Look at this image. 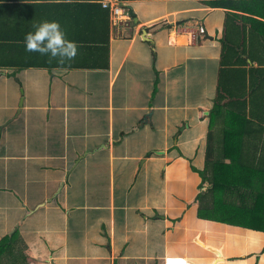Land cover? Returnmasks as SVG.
<instances>
[{"label":"crops","instance_id":"0c3cea01","mask_svg":"<svg viewBox=\"0 0 264 264\" xmlns=\"http://www.w3.org/2000/svg\"><path fill=\"white\" fill-rule=\"evenodd\" d=\"M71 1L0 0V242L20 247L6 263L264 264V232L203 218L197 200L226 15L256 17L207 0L120 2L131 20L115 26L102 6L105 39L103 10L69 21ZM28 4L73 41L107 40L66 61L97 67H18Z\"/></svg>","mask_w":264,"mask_h":264},{"label":"trees","instance_id":"16d2710c","mask_svg":"<svg viewBox=\"0 0 264 264\" xmlns=\"http://www.w3.org/2000/svg\"><path fill=\"white\" fill-rule=\"evenodd\" d=\"M100 1L66 2L62 14H68L70 21L80 18V15L72 12L73 9L103 10L104 36L106 35L107 39L108 11L102 8ZM127 1L141 0H120L122 3ZM207 1L212 7L227 5L256 19L234 13L226 15L221 53L222 68L219 74L218 95L210 115L211 130L208 135L206 166L199 172L203 184L209 186L207 189L211 199H208V194L199 193L197 197L200 203L199 215L264 232V64L261 63L264 57V0ZM45 7L35 4L23 6L29 11L22 16L23 22L20 25L25 27L27 32L31 31L32 24L42 20L40 10ZM46 19L56 20L53 17ZM247 20L254 21L250 28L247 27ZM160 23H163V20ZM2 40L7 39L4 37ZM23 40L24 38H20L18 41L23 43ZM78 42L81 43L79 51L84 49L83 52L99 49L98 45L107 48V40L101 42L82 39ZM29 54L30 63L17 65L18 67L47 69L97 67L86 63L72 64L66 61L58 63L57 60H49L47 56L39 53ZM248 58L252 62L257 61L259 67H247ZM234 65L241 68H234ZM12 241L10 236L0 242V264H8L6 261L11 255L8 250L20 249L16 241L14 243ZM21 254L22 252L15 254L16 264H22L18 257Z\"/></svg>","mask_w":264,"mask_h":264},{"label":"clouds","instance_id":"9594fccd","mask_svg":"<svg viewBox=\"0 0 264 264\" xmlns=\"http://www.w3.org/2000/svg\"><path fill=\"white\" fill-rule=\"evenodd\" d=\"M24 35V50L39 53L58 63L71 61L77 54V43L69 40L58 20L44 19L32 24Z\"/></svg>","mask_w":264,"mask_h":264},{"label":"built area","instance_id":"2783aa9c","mask_svg":"<svg viewBox=\"0 0 264 264\" xmlns=\"http://www.w3.org/2000/svg\"><path fill=\"white\" fill-rule=\"evenodd\" d=\"M101 4L104 8L110 10L115 26L129 24L131 17L121 9L120 0H101Z\"/></svg>","mask_w":264,"mask_h":264},{"label":"rangeland","instance_id":"374dc122","mask_svg":"<svg viewBox=\"0 0 264 264\" xmlns=\"http://www.w3.org/2000/svg\"><path fill=\"white\" fill-rule=\"evenodd\" d=\"M153 12H155V10H151V8H150V10H148V13H153ZM205 190H206V191H205ZM208 190H209V189H207V188L205 187L204 192H205L206 195L208 194V195H207V197L209 196L208 199H211Z\"/></svg>","mask_w":264,"mask_h":264},{"label":"water","instance_id":"95a60500","mask_svg":"<svg viewBox=\"0 0 264 264\" xmlns=\"http://www.w3.org/2000/svg\"><path fill=\"white\" fill-rule=\"evenodd\" d=\"M132 15H133V16L135 15L134 12H132ZM20 104H21V102H20Z\"/></svg>","mask_w":264,"mask_h":264}]
</instances>
